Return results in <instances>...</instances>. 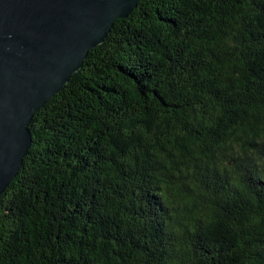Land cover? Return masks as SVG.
<instances>
[{
  "label": "trees",
  "instance_id": "16d2710c",
  "mask_svg": "<svg viewBox=\"0 0 264 264\" xmlns=\"http://www.w3.org/2000/svg\"><path fill=\"white\" fill-rule=\"evenodd\" d=\"M29 127L0 264H264V0H139Z\"/></svg>",
  "mask_w": 264,
  "mask_h": 264
},
{
  "label": "water",
  "instance_id": "95a60500",
  "mask_svg": "<svg viewBox=\"0 0 264 264\" xmlns=\"http://www.w3.org/2000/svg\"><path fill=\"white\" fill-rule=\"evenodd\" d=\"M139 0H0V197L20 171L38 112Z\"/></svg>",
  "mask_w": 264,
  "mask_h": 264
}]
</instances>
